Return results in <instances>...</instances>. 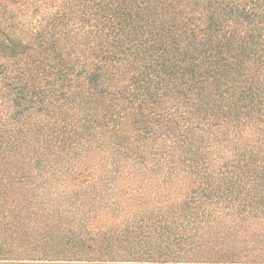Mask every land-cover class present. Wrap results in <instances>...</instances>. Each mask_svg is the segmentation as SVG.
<instances>
[{
    "label": "trees",
    "instance_id": "16d2710c",
    "mask_svg": "<svg viewBox=\"0 0 264 264\" xmlns=\"http://www.w3.org/2000/svg\"><path fill=\"white\" fill-rule=\"evenodd\" d=\"M0 264H264V0H0Z\"/></svg>",
    "mask_w": 264,
    "mask_h": 264
},
{
    "label": "rangeland",
    "instance_id": "374dc122",
    "mask_svg": "<svg viewBox=\"0 0 264 264\" xmlns=\"http://www.w3.org/2000/svg\"><path fill=\"white\" fill-rule=\"evenodd\" d=\"M24 8H26V5H23Z\"/></svg>",
    "mask_w": 264,
    "mask_h": 264
}]
</instances>
